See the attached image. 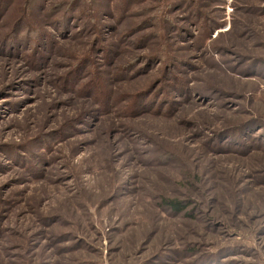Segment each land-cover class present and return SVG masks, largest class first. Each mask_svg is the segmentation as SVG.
<instances>
[{
    "label": "rangeland",
    "instance_id": "1",
    "mask_svg": "<svg viewBox=\"0 0 264 264\" xmlns=\"http://www.w3.org/2000/svg\"><path fill=\"white\" fill-rule=\"evenodd\" d=\"M0 264H264V0H0Z\"/></svg>",
    "mask_w": 264,
    "mask_h": 264
},
{
    "label": "trees",
    "instance_id": "2",
    "mask_svg": "<svg viewBox=\"0 0 264 264\" xmlns=\"http://www.w3.org/2000/svg\"><path fill=\"white\" fill-rule=\"evenodd\" d=\"M173 206H176V203H171Z\"/></svg>",
    "mask_w": 264,
    "mask_h": 264
}]
</instances>
